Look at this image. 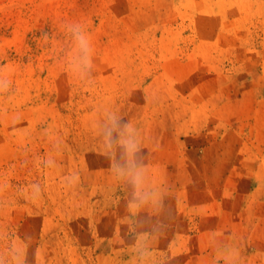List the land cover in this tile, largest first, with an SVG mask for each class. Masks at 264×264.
I'll return each mask as SVG.
<instances>
[{
    "label": "rangeland",
    "instance_id": "rangeland-1",
    "mask_svg": "<svg viewBox=\"0 0 264 264\" xmlns=\"http://www.w3.org/2000/svg\"><path fill=\"white\" fill-rule=\"evenodd\" d=\"M68 22L90 36V85L67 67ZM0 68V251L139 264L164 217L129 218L95 131L108 108L138 131L146 187L168 191L151 264H264V0H0Z\"/></svg>",
    "mask_w": 264,
    "mask_h": 264
},
{
    "label": "clouds",
    "instance_id": "clouds-1",
    "mask_svg": "<svg viewBox=\"0 0 264 264\" xmlns=\"http://www.w3.org/2000/svg\"><path fill=\"white\" fill-rule=\"evenodd\" d=\"M64 31L68 37L69 49L66 50L67 67L69 71L85 85L93 83V55L94 49L86 26L81 22H68L64 24ZM45 41L48 34L43 33ZM71 52L69 55L68 52ZM11 77L6 75L0 68V97H3L11 88ZM95 131L100 144L101 154L109 161V170L114 179L131 189L130 198L126 201V207L130 211V219L139 223L137 214L147 208H153L162 214L164 219L160 220L159 227H154L147 233L148 240H140L136 244V253L139 264H151L152 247L150 240L164 238L170 228L173 219V210L167 204L168 191L165 189L149 190L146 182L149 177V168L146 164L139 134L133 124L124 119L117 111L101 108L99 118L95 122ZM46 167H54L55 161L49 157L44 161ZM33 198L40 194V185H30ZM6 237L0 232V241ZM31 236H25V242L31 240ZM236 253L230 257L229 264H234ZM0 264H39V256L34 253L31 261L28 259L24 246L15 242L10 243L7 251H0Z\"/></svg>",
    "mask_w": 264,
    "mask_h": 264
}]
</instances>
